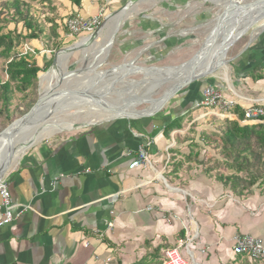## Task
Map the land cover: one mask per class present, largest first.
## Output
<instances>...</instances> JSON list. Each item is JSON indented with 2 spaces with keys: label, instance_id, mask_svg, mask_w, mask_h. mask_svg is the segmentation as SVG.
<instances>
[{
  "label": "crops",
  "instance_id": "0c3cea01",
  "mask_svg": "<svg viewBox=\"0 0 264 264\" xmlns=\"http://www.w3.org/2000/svg\"><path fill=\"white\" fill-rule=\"evenodd\" d=\"M128 1L66 0L64 14H109ZM161 2L132 7L117 32L118 51L129 54L142 46L145 52L137 57L145 64L180 65L211 36L210 8L184 0ZM59 30V37H69ZM243 35L227 49L228 64L178 92L153 117L64 129L16 158L1 180L20 215L0 228V264H157L167 248L187 240L192 264H231L238 257L232 253L236 234L264 243V203L255 211L260 194L234 204L230 187L210 176L218 162L201 163L203 149L213 144L214 134L202 132L212 118L237 121L245 108L264 106V30L251 28L249 37ZM24 45L30 51L22 56L38 68L53 57L39 38L25 39L20 55ZM204 86L236 101L232 117L195 107ZM144 142H150L151 168L129 169ZM223 156V167L232 173L220 176L235 175L233 160ZM171 215L178 219L167 222Z\"/></svg>",
  "mask_w": 264,
  "mask_h": 264
},
{
  "label": "rangeland",
  "instance_id": "374dc122",
  "mask_svg": "<svg viewBox=\"0 0 264 264\" xmlns=\"http://www.w3.org/2000/svg\"><path fill=\"white\" fill-rule=\"evenodd\" d=\"M13 1H18L19 9L23 14V18H26V21L32 24L34 30L36 32L41 31V33L38 34V37L40 40H42V42L46 46L45 49L52 51L51 56H54V54L57 51L68 48L72 46L73 44L79 42L80 40L89 37L88 35H80V36L73 37V38L66 37V36H63V38H61L57 34V29H60L59 30L60 32H62L64 35H68V32L64 26V21L67 19V15L64 14L65 13L64 11L66 8V5H65L66 0H0V35H4L8 33L12 34L13 46H14L12 50V55L19 54L20 49L22 48V44L25 41L23 39V34H26V35L29 34V32L24 29L23 24L19 22V20L16 19V17L12 13L13 9L11 7V4ZM156 1L158 2L162 1L161 3L172 2V0H143L142 2H156ZM184 1L191 2V3L195 2L196 6H199L200 8H210L209 13H210V17L213 18L212 19L213 21L210 22V25H208V30L212 27L211 25L217 20L216 16H219L221 14L220 12L222 11L221 8L212 4L211 2H207V1L202 2L199 0H184ZM217 1H220V0H217ZM250 2H254V5H257L260 3H264V0H243L242 3L239 4V6L250 4ZM133 11L134 10L124 14L123 17L130 16V14ZM115 12L117 11L111 12L109 14H104V19L102 20L101 27L98 30V32L100 31L98 36L95 37L94 40H91L90 43L85 44V46L81 47L78 51L74 52L71 55V57H69L67 64H66L67 72H76L77 70H81L84 67L98 65V68H96L94 71H96L97 75L104 74L105 71H109L110 69L116 66L122 65L123 63L130 62L131 60L135 59V57L138 56L139 52L143 49L142 46L138 48L137 50H134L131 53L129 52V54L118 51V47H117V44H118L117 43V32L118 31H116L115 33L114 31L118 28L119 23H113L109 29L108 28L102 29L106 23L107 17H109L110 15H113ZM263 26H264V18L260 20L257 24H255V26L252 28L256 29V31H262L260 30V28H262ZM113 33H114L113 35L114 43L112 44V46L110 47L107 53L106 49L108 46V42ZM250 33H251V29L248 30L246 35H243V36L249 37ZM208 38H209L208 36L205 37L206 42L210 40ZM205 39L203 40L202 43L205 42ZM64 40H67V42H64ZM236 42L237 41H235L234 44ZM205 46H207V43ZM62 56H63V53L58 55L56 63L61 59ZM140 59L138 58V60L135 63L139 67L173 66V65L163 66L162 65L163 62L145 64L144 61ZM7 62L8 61L5 60L4 57H2L0 54V78L2 81L6 80L4 71L6 69ZM41 69H43V67ZM41 73H45V74L43 75L41 74L42 79L40 82V87L38 86V80H37V82L33 86H31L27 91L22 92V93H18L14 91L12 93L11 103H10V107L8 108V111L0 115V132L3 131L12 122L20 119L23 115H25L37 101L39 93L45 90L47 86L53 84L59 75L58 73L57 75L51 78L49 75V72L48 73L41 72ZM103 81H106V80H103ZM122 82L121 83L117 82L116 84H113L109 88V90L106 92V94H104V96L107 97L109 101L125 100V98L135 99V97L136 99H140L144 96L149 97L148 95L149 93L151 94L153 93L152 96L155 97L164 88V85L159 80L157 82H152V84H150L149 86L142 84V78L139 75L128 76ZM73 85L74 84H72L71 86ZM99 85H102V83L94 84L95 88L99 87ZM66 100L68 101H65V105L62 106V110H60L61 113H59V116H57L56 118L49 119L47 121L54 120V121H57L56 123L58 124L60 123L65 124V123L72 122V121L87 120L88 118H93V117L98 116V113L95 111L93 107H89V106L83 105L82 103H78L75 101L73 102L72 100H69V99H66ZM148 106H149L148 103H144L138 107V110H143L147 108ZM211 124L212 126L210 128L206 126V130L202 132H211L210 134H214L213 136H215V135H218L217 133L221 134L226 126L225 121H218V120L215 121L213 118L211 119ZM207 130H212V131H207ZM207 137L211 138V136L210 137L207 136ZM19 139H20V136L15 135L9 139L8 143L14 144ZM212 142L213 144H211L212 146L209 148V150L203 149L202 151L203 158H202L201 163L205 162V160H211L212 162L214 161L218 162V165H216V168L211 170V175H210L211 177L218 178V176L220 175H228L232 173L231 170L225 169L222 165V162H224V156L222 153L221 143L215 137H212L211 143ZM3 150H0V161L4 158V155L6 153V149H3ZM226 160L231 161L232 157H228L226 158ZM210 169L211 167H208L205 171H209ZM239 176L244 177L245 175L244 173H241L239 174ZM245 181L247 182V179H245ZM244 182L242 183L243 186H245ZM239 191L240 189L237 190V194H234L233 203L235 204L238 199L246 200L248 198H251V196H254V195L257 196L260 194V196L262 197V201H258L259 207L255 209V211L256 210L259 211V208L261 207L260 205L264 203V185L259 186V187L255 185L251 189L250 191L251 193L243 191L241 195H239ZM250 211L248 213H250ZM252 216L253 214L251 215V217ZM237 235L238 234H236L235 236ZM180 253L182 257L185 259L187 264H192V260L190 259L188 255H186L185 247L180 249ZM230 262L231 264L233 263L234 264H250L244 258H239V259L235 258ZM202 263H204V261H202ZM252 264H264V259L261 260L260 262H256Z\"/></svg>",
  "mask_w": 264,
  "mask_h": 264
},
{
  "label": "bare ground",
  "instance_id": "6f19581e",
  "mask_svg": "<svg viewBox=\"0 0 264 264\" xmlns=\"http://www.w3.org/2000/svg\"><path fill=\"white\" fill-rule=\"evenodd\" d=\"M206 1H209L221 8L222 11L220 13H222L224 10H229V12H226L219 23L215 21L211 25L212 27L208 31V33L211 35L208 36V39L210 40L206 42L205 39V42L201 45L202 48L200 47L201 52L198 53L196 62L198 58H202L203 56L208 55L206 59L207 61L203 66L204 69H207L208 66L206 67V65H208L209 62L211 63L209 59H212L213 55H215V57L212 63H214V61H220V55L223 53L224 49L230 42L235 41L238 37L245 34L248 30L254 27L255 24L258 23L257 21H260L264 18V3L251 5V8L249 10H237L235 8H239V4H241L243 0ZM132 10L133 8H130L124 13L110 15L109 17H107L106 23L102 29H109L113 23L121 22L123 15ZM253 21H255L256 23H253L249 28H247ZM117 29L114 31V33L117 31ZM261 30H264V26L261 28ZM99 33L100 31L97 33V36ZM87 40L88 37L80 40L75 44L82 45L83 47L85 46V44L90 43H87ZM109 43L110 40L108 42V45ZM206 43L208 46L207 48H205ZM210 50L211 53L208 54ZM71 55L72 54L66 55L63 53L61 59L56 63V66H60L61 71L54 67L52 72H49V75L52 78L60 71L57 79L53 84L47 86L45 90L40 92L42 95L49 92H59L58 95L44 102L37 110L34 111L32 117H30L22 126H19L20 121H18L10 129H8L3 136L0 137V150L6 149L4 157L10 155V165L16 160V158H18L25 150H27L31 145L35 144L38 140H41L49 136L50 134L61 132L64 129L74 128V125L76 124L93 125L115 118H127L128 120H134L138 119L136 117H139L141 115H149L156 111L157 108L162 104L163 100L170 93H172L179 84L183 83L188 78L189 69L184 68L179 70L180 67L178 66H180L181 64L177 66L167 67H139L134 63L131 68L137 70H134L133 74L130 76H141L142 84L146 86H149L150 84H152V82H157L159 80L164 85L163 90H161V92L158 93V95L155 97L152 96L153 93H149V97L144 96L140 99H136L135 97V99L125 98V100L109 101L107 97L104 96V94H106L109 88L116 83L114 82V77H108L105 74L97 75L96 71L94 70L98 68V65L84 67L83 69L77 70L76 72H67V60L65 58L71 57ZM156 68H163V70H158ZM201 69L198 68V71L201 72ZM95 83H102V85H99V87L95 88ZM72 84L74 85L71 86ZM38 86L40 87V81L38 83ZM66 92H72L73 95L64 96V93ZM78 92H83L86 95H81ZM66 99L72 100L73 102L75 101L78 103H82L83 105L89 107H93L98 113V116L96 115L97 117L88 118L87 120L72 121L65 124H58L56 123L57 121L54 120L47 121L59 116V113H61L60 110H62V106L65 105V101H68ZM151 101L152 104L150 106L143 110H138V107L140 105ZM15 135H19L20 139L14 144L8 143L9 139ZM3 167L4 165H0V172ZM2 178L3 174L0 175V180Z\"/></svg>",
  "mask_w": 264,
  "mask_h": 264
},
{
  "label": "trees",
  "instance_id": "16d2710c",
  "mask_svg": "<svg viewBox=\"0 0 264 264\" xmlns=\"http://www.w3.org/2000/svg\"><path fill=\"white\" fill-rule=\"evenodd\" d=\"M73 1L79 4V0ZM11 7L13 15L29 32L28 35H23V39H38V34L41 31L36 32L32 24L27 22L26 18H23L18 1H13ZM13 48L12 34L0 35V54L8 61L4 71L6 80L2 81L0 78V115L8 111L12 93L14 91L18 93L25 92L37 80L39 83L41 81L39 75L42 74L41 72H46L52 62V59H50L44 64L43 69L38 68L26 56L12 55ZM238 117L239 120H242L241 115ZM225 124L226 126L221 135L214 137L221 143L223 154L226 157H232L234 163L232 168L236 174L227 177L219 176L218 180L225 187H230L234 194H237V190L240 189L239 195H241L243 191L250 192L255 185L258 187L264 185V126H240L236 121H225ZM240 173H244L245 176H238ZM245 179H247V182ZM243 182L245 186L242 185ZM237 259H239V256ZM162 260L163 256L157 264H162Z\"/></svg>",
  "mask_w": 264,
  "mask_h": 264
},
{
  "label": "built area",
  "instance_id": "2783aa9c",
  "mask_svg": "<svg viewBox=\"0 0 264 264\" xmlns=\"http://www.w3.org/2000/svg\"><path fill=\"white\" fill-rule=\"evenodd\" d=\"M103 19L104 12L101 11L89 18H83L78 14H73L64 21V26L71 38L80 35L90 36L99 30ZM29 51V48L24 45L21 55H26ZM236 105L237 103L233 99L226 100L219 89L212 86H204L201 90L200 100L195 107L212 110L222 118H229L233 116L232 110ZM236 122L240 126H245V124L264 126V106L251 105L245 108L243 110L242 120H237ZM149 147L150 142H144L138 146L137 155L131 161L128 167L129 169L151 168L147 152ZM147 210L150 211L151 208L149 207ZM19 215L20 212H17L10 200L6 184L0 180V228L10 225ZM176 219H178L177 216L171 215L166 218V221L169 222ZM107 227H112V223H109ZM191 242V240H187L182 245L167 248L163 253L162 264H187L180 253V249L185 247L187 255L192 259ZM83 245L84 247L87 246L86 242ZM201 252L203 253V250ZM232 253L234 256L247 258L251 263L260 262L264 259V244L257 237L248 234L237 235L233 238Z\"/></svg>",
  "mask_w": 264,
  "mask_h": 264
},
{
  "label": "water",
  "instance_id": "95a60500",
  "mask_svg": "<svg viewBox=\"0 0 264 264\" xmlns=\"http://www.w3.org/2000/svg\"><path fill=\"white\" fill-rule=\"evenodd\" d=\"M142 2V0H129L123 7H121L117 12H115L113 15L115 14H119V13H124L126 12L128 9L134 7L136 4ZM251 5H254V2H250V4H246L244 6H240L239 8L236 7L235 9L237 10H249L251 8ZM226 12H229V10L227 11H223L219 16H216L217 17V23H219L222 19V17L226 14ZM126 16L123 17V19L121 20V22H119V25H118V29L120 28V25L122 23L123 20H126ZM213 20H211L212 22ZM117 29V31H118ZM98 32V31H97ZM97 32L93 33L92 35H90L88 37V40H87V43L88 42H91V40H94L95 37L97 36ZM113 35L114 33L111 35V38H110V43L106 49V52L108 53L110 47L112 46V44L114 43V39H113ZM235 41H232L230 42L227 47L224 49L223 53L220 55L221 57V60L220 61H214V63H212L213 61V58L212 59H209V61H211V63L209 62V65L207 67V69H204V64L206 63V55L203 56L202 58H198L197 62H196V57L198 55L199 52H201V48L196 52V54H194V56H192V58L190 60H188L187 62H185L184 64H181L179 68L180 69H189V72H188V78L186 79V81H184L183 83L179 84L176 89L170 93L162 102V104L157 108L156 111H154L153 113L149 114V115H141L139 117H136L138 119L140 118H144V117H153L154 115H156L160 110H162L164 108V106L170 101L172 100V98L178 93L180 92L181 90H183L184 88H186L187 86H189L190 84L194 83V82H198V81H201L205 78H207L208 76L212 75L214 71H216L218 68H221L222 66H225L226 64H228V61H224L223 60V57L227 51V49L232 45L234 44ZM82 47V45H78V44H73L72 46L68 47V48H65V49H62V50H59L57 51L54 56H53V59H52V62H51V66L50 68L46 71V73H48L50 71V69L54 68L55 65H56V60H57V57L58 55H60L61 53H64L66 55H70V54H73L74 52L78 51L80 48ZM145 52V49L143 48L140 53H143ZM138 57H136L132 62H127V63H123L122 65H119V66H116L112 69H110L109 71H106L104 74L107 75L108 77L109 76H112L114 77V82H121L122 80L126 79V77L130 76L133 74L134 70H137V69H133L131 68L132 65L134 63H136ZM191 67V68H190ZM198 68L201 69V72L198 71ZM158 70H163V68H156ZM143 72V71H141ZM121 73V74H120ZM115 83V84H116ZM59 92H49L47 94H44L42 95L41 93H39V96H38V99L37 101L35 102V104L30 108V110L25 114L23 115L20 119L12 122L9 126H7L3 131L0 132V137L3 136L8 129H10L16 122L20 121L19 122V126L23 125L24 123L27 122V120L32 117V114L34 113L35 110H37L44 102L48 101L49 99L55 97L56 95H58ZM80 93L81 95H86L85 93L83 92H78ZM67 95H73L72 92H66L64 93V96H67ZM127 119V118H126ZM84 124H79V125H74V128H79L80 126H83ZM18 126V127H19ZM9 162H10V155L8 156H5L1 161H0V165H4V167L2 168L1 172H0V175L3 174V176L5 175L6 171L9 169Z\"/></svg>",
  "mask_w": 264,
  "mask_h": 264
}]
</instances>
